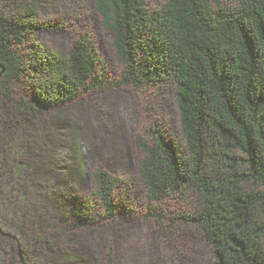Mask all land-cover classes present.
<instances>
[{
    "label": "trees",
    "instance_id": "obj_1",
    "mask_svg": "<svg viewBox=\"0 0 264 264\" xmlns=\"http://www.w3.org/2000/svg\"><path fill=\"white\" fill-rule=\"evenodd\" d=\"M236 1L167 0L153 10L146 0H93L123 66L107 83L88 39L67 52L41 43L57 28L42 22V0H0V264L71 258L74 231L116 217L117 178L102 167L95 192L67 208L52 200L67 184L50 162L46 115L108 85L167 82L180 133L152 126L150 142L138 139L148 216L160 223L153 203L195 194L198 210L179 220L200 227L214 264H264V0ZM103 263L115 264L112 250Z\"/></svg>",
    "mask_w": 264,
    "mask_h": 264
},
{
    "label": "rangeland",
    "instance_id": "obj_2",
    "mask_svg": "<svg viewBox=\"0 0 264 264\" xmlns=\"http://www.w3.org/2000/svg\"><path fill=\"white\" fill-rule=\"evenodd\" d=\"M221 1L237 4L236 0ZM146 2L154 10L167 0ZM40 18L57 26L40 34L43 45L67 52L75 41L86 38L98 54L106 82L120 78L123 66L112 45L113 34L104 27L93 0H42ZM45 120L53 140L50 162L60 168L61 182L67 184L64 196L52 198L60 208H67L78 195L96 191L93 172L97 168L117 178L115 219L72 233L67 246L73 254L67 257L71 264H91L94 258L95 264H104L110 250L115 264H214L212 248L200 227L179 220L198 210L197 195L180 193L153 203L161 214L160 223L147 214L146 188L139 174L144 153L138 139L150 142L152 126L168 134L180 133L174 83L94 89L53 110ZM74 174L80 178L71 179ZM67 259L53 261L67 264Z\"/></svg>",
    "mask_w": 264,
    "mask_h": 264
}]
</instances>
